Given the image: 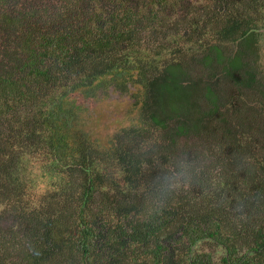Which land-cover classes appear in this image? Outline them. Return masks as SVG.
<instances>
[{
	"label": "trees",
	"instance_id": "1",
	"mask_svg": "<svg viewBox=\"0 0 264 264\" xmlns=\"http://www.w3.org/2000/svg\"><path fill=\"white\" fill-rule=\"evenodd\" d=\"M61 1L0 14V264H264V0Z\"/></svg>",
	"mask_w": 264,
	"mask_h": 264
},
{
	"label": "rangeland",
	"instance_id": "2",
	"mask_svg": "<svg viewBox=\"0 0 264 264\" xmlns=\"http://www.w3.org/2000/svg\"><path fill=\"white\" fill-rule=\"evenodd\" d=\"M173 1L174 0H172L171 2ZM176 1H178L177 2L178 4H181L180 1L182 0H176ZM99 3L102 4L103 1L98 0V4H94V0L90 2L89 6L93 7L92 11H95V7L97 8L100 6ZM54 5H55L54 8L55 11L57 10L58 12L61 11L65 15L66 12L65 8H60L62 6L61 0H58V3H54ZM36 7H37L36 4L31 5V0H9V1L7 0V2L4 3L3 5L0 4V14H4L7 17H13L14 19L20 18L21 23H23L26 26V28H31V26L35 22L31 23V20L29 21L27 15L25 14L28 13L29 9H33V8L35 9ZM74 9L75 8L73 7V10ZM78 13L79 10L76 9L74 15ZM4 28L9 29L10 27L0 23V36L3 35V37L5 38L7 35L12 34L11 32H13V30L10 29L11 32H6ZM6 33L7 35L5 36ZM95 103H97L96 106L90 107L89 109L90 116L87 118V123L89 127H87L88 128L87 130L93 132L94 134H98L97 138L100 139L108 133L107 124L111 122L110 118H112V114H117L116 117L121 116L125 110L126 104L121 100V98H117V97L114 98L112 97L110 99L105 98Z\"/></svg>",
	"mask_w": 264,
	"mask_h": 264
}]
</instances>
